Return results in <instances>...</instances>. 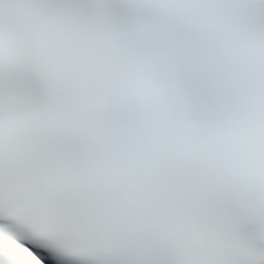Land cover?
I'll return each mask as SVG.
<instances>
[{"label": "snow or ice", "instance_id": "obj_1", "mask_svg": "<svg viewBox=\"0 0 264 264\" xmlns=\"http://www.w3.org/2000/svg\"><path fill=\"white\" fill-rule=\"evenodd\" d=\"M0 264H264V0H0Z\"/></svg>", "mask_w": 264, "mask_h": 264}]
</instances>
